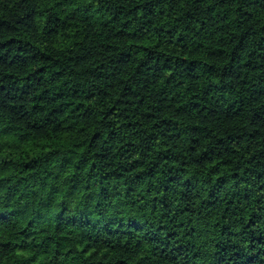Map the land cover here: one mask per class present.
<instances>
[{"label":"trees","instance_id":"obj_1","mask_svg":"<svg viewBox=\"0 0 264 264\" xmlns=\"http://www.w3.org/2000/svg\"><path fill=\"white\" fill-rule=\"evenodd\" d=\"M0 264H264V0H0Z\"/></svg>","mask_w":264,"mask_h":264}]
</instances>
